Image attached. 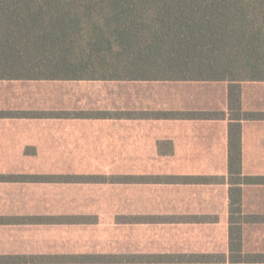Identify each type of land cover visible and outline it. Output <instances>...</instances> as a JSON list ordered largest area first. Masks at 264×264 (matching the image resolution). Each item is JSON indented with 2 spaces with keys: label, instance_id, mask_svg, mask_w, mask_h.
<instances>
[{
  "label": "crops",
  "instance_id": "crops-1",
  "mask_svg": "<svg viewBox=\"0 0 264 264\" xmlns=\"http://www.w3.org/2000/svg\"><path fill=\"white\" fill-rule=\"evenodd\" d=\"M234 126L242 176H264V81L0 80V176L26 177L0 181V264H64L82 255L227 257L230 189H240L243 216L253 203L246 194L264 189L229 182ZM65 175L120 178L108 184L119 205L111 235L75 234L96 225L63 223L62 206L76 202L65 201ZM47 218L53 221H39ZM249 224L264 225L242 224L243 251L264 254L245 249ZM95 239L98 250L83 249Z\"/></svg>",
  "mask_w": 264,
  "mask_h": 264
},
{
  "label": "trees",
  "instance_id": "trees-1",
  "mask_svg": "<svg viewBox=\"0 0 264 264\" xmlns=\"http://www.w3.org/2000/svg\"><path fill=\"white\" fill-rule=\"evenodd\" d=\"M3 79L261 82L264 0H0ZM229 102L236 107L237 98L231 95ZM229 175L231 185H264V176L240 172L237 126L229 131ZM25 179L0 176L2 182ZM100 181L118 183L120 178ZM240 195L239 188L230 189L227 257L184 255L144 262L82 255L65 258L64 264H264V254L243 251L242 224L264 223V218L241 215ZM39 221L50 223L53 218ZM62 221L87 224L74 217Z\"/></svg>",
  "mask_w": 264,
  "mask_h": 264
},
{
  "label": "rangeland",
  "instance_id": "rangeland-1",
  "mask_svg": "<svg viewBox=\"0 0 264 264\" xmlns=\"http://www.w3.org/2000/svg\"><path fill=\"white\" fill-rule=\"evenodd\" d=\"M79 178H85L83 181L77 182H65V201L74 200V203H67L62 206L64 217H74L80 222H87V224H77L78 226L83 225H96L91 231L79 229L73 231L75 234L88 235V236H100L113 233V221H111L113 215L118 214L119 205L113 204V196H115L116 190L111 188L108 184L111 181H104L102 183L101 177H106L107 180L110 178H116L117 175H65ZM87 178H92L87 180ZM73 184L74 187H71ZM67 186L69 188H67ZM249 201L253 203L245 207V216L253 217L249 213L255 211L264 212V189L253 190L246 194ZM254 199V201L252 200ZM102 217V220L99 218ZM261 217V216H260ZM246 218V217H245ZM251 220V219H250ZM248 220V222L250 221ZM91 223V224H90ZM250 223V222H249ZM100 224V226H98ZM112 227V228H111ZM100 228V229H98ZM86 229V228H85ZM94 229V230H93ZM80 230V231H78ZM70 231L66 232L69 233ZM244 239L245 249L247 251H264V225H252L249 224L244 227ZM95 246L92 249L98 250L99 240L95 239L91 241ZM103 249V247H102Z\"/></svg>",
  "mask_w": 264,
  "mask_h": 264
}]
</instances>
